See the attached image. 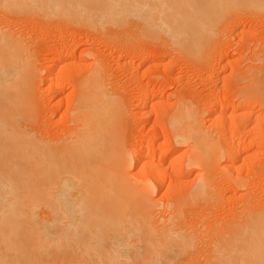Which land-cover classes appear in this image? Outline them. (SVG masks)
<instances>
[{
	"label": "rangeland",
	"instance_id": "obj_1",
	"mask_svg": "<svg viewBox=\"0 0 264 264\" xmlns=\"http://www.w3.org/2000/svg\"><path fill=\"white\" fill-rule=\"evenodd\" d=\"M228 1L229 6L215 5L213 0H69L70 11L53 13V17L50 13L43 15L41 9L37 12L31 6L20 8V0H11L6 9L1 5L3 1L0 2V29L4 34L7 32V42L18 43L25 49L23 62L30 67V70L29 67L28 71L25 70L29 80L26 83H29L27 88L31 95H28L33 101L30 115H34L32 122L37 132L46 134V138L57 141L67 134L68 126H71L67 103L77 98L84 84L92 82L91 87L99 93L98 96L106 100L109 97L112 102L113 120L118 124L114 125L113 121L117 127L115 131L122 138V149H126L132 159L141 146L149 144V140L155 147L165 146L170 151L176 147L174 150L178 155L187 154V144L169 142L172 136L169 119L176 110L183 109L184 104L197 116L202 131L212 137V142L214 139L208 150L211 155L201 164L211 165L207 172L214 179L203 197L191 196L196 177L204 170L203 166L196 164L189 172L186 170L187 173H167L161 177L158 182L162 187L158 184L159 190L150 199L159 207L156 209L157 205H152L156 211L152 215L153 237L156 238L161 228L158 220L165 218L170 223L174 222L175 229L193 235V242H188L184 249L171 251L163 260L160 243L154 238L149 240L151 243L144 240L151 233V228L140 226L142 215L136 212L140 230H134L138 232V238L130 227H107V235L110 234L111 238L115 234V239L132 234L137 239L139 258L130 260L128 264H152L153 261L154 264H235L219 259L216 254L213 256L211 242L219 243L226 230L244 216L249 219L264 216V0L260 5H253L248 0L249 3L246 0ZM184 2L189 7L182 6ZM137 4H141L140 8ZM149 4L155 8L151 10L150 7L145 12V6ZM204 7V15L207 16L201 14ZM149 10L155 19H148ZM183 16H204L205 21L203 24L200 22L199 29L194 27L186 30L185 34L177 33L174 20ZM161 19L167 21L161 24L158 22ZM149 20L153 24L146 23ZM153 20H156L155 24ZM191 31L195 32L191 34ZM53 65L55 68L49 75L48 67ZM92 73L97 74L95 81L91 80ZM51 77L56 79L54 83ZM56 85L58 92L52 91V86ZM148 95L165 102L160 107L144 105L141 99ZM222 103L225 107L242 103L234 114L222 113L226 126L238 118L235 114L244 112L250 117V123L241 130L235 143V148L244 147V152L234 157V161L227 160L223 150L226 142L228 144L226 138L236 131H227V127H223L225 124L222 125L223 130L213 117V110ZM182 112L189 113L187 110ZM258 120H261L260 124L252 128ZM214 146L220 150L216 148L219 151L214 153ZM251 150L256 153L248 155ZM220 151L223 154L220 155ZM156 152L147 160L161 163L170 170L168 158ZM216 154L219 156L217 162L210 164L209 158L214 162ZM132 169L130 175L137 178L139 170ZM236 178L244 183L235 186ZM258 218L264 221V217ZM261 226L263 228L259 223L257 231L253 227L250 232L247 230L248 234L260 231L264 238ZM150 248L152 254L157 252L158 255L155 253L149 257L152 255ZM56 256H52L49 263L63 264L64 260L67 264L65 256L61 255L63 259Z\"/></svg>",
	"mask_w": 264,
	"mask_h": 264
},
{
	"label": "bare ground",
	"instance_id": "obj_2",
	"mask_svg": "<svg viewBox=\"0 0 264 264\" xmlns=\"http://www.w3.org/2000/svg\"><path fill=\"white\" fill-rule=\"evenodd\" d=\"M1 1H3L4 4L1 3V5H4L5 9L10 6L8 2L11 0ZM20 1V8L31 6L35 8V11L41 9L43 15L50 13L49 15L52 16L53 13L56 15L59 12L64 14L63 12L70 11L69 0L65 2L63 0ZM213 1L215 5L226 4L229 6L230 4L228 0ZM248 1L253 5H260L261 0ZM137 5L139 6V4ZM150 5H144L145 12L150 7L151 10L155 8ZM182 6L189 7L186 2L182 3ZM151 10H149L150 15L146 13L145 17L148 15V19L153 16ZM203 10L201 14L204 15L205 7ZM204 16L201 18L197 16L194 18L179 17L177 18L179 20H174L175 30L177 33L184 32L183 34H185V31L190 28L199 29L200 22L205 19ZM156 19L158 20V18ZM149 21L145 22L153 24L151 20ZM166 21L161 19L158 22L164 24ZM207 22L209 21L207 20ZM204 26L206 27L205 23ZM2 30L0 31V264H51L49 263L50 259L56 255L65 256L67 264H128L130 260L138 259L140 253L136 248L135 241L137 239L135 240L132 234L137 236L138 232L134 229L140 230V226H144L151 228V233L146 238L144 237V240L149 242L154 238L152 215L156 211L154 212L152 205H157L156 209L159 207L153 202L154 200L152 204L150 199L152 200L153 193L159 190L158 184L160 183L158 181L165 174L167 176L168 174H177V172L187 173L193 165L198 164L196 166H203L204 170L200 174L198 173L197 183L194 186L195 189H192L191 196L197 199L203 197L207 193L213 177L212 174H209L210 172H207L211 165L201 164H204L202 162L204 158L211 155L208 150L214 139L212 142V137L209 138L202 131L197 116L188 109V106L182 104L183 109L186 108L183 110L181 102H178L181 107L178 108L181 110H176V114H172L169 119L172 132L169 142L171 144H187V154L178 155L174 150L176 147L173 148V151L167 150L165 146L155 147L149 140V144L147 142L146 146H141L132 159L130 153L126 152V149H122V141H120L122 138H119L117 135L120 133L117 134L118 132L115 131L117 127L114 125L117 123H115V119L113 120L112 102L109 97L106 100L103 96H98L99 93L91 87L92 82L81 87L77 98L67 101L68 122L71 125L68 126L67 134L57 141L46 138V134L37 132L32 122L34 115H30L33 111L31 108L33 101L27 88L29 83H26L29 82L28 78L26 79L27 74H25L29 66H25V62H23L26 57L24 56L25 49L18 43L7 42V39L5 40L7 32L4 34ZM166 31L171 30L167 29ZM193 32L195 31L190 33L193 34ZM54 68V65L48 67L49 75L52 74ZM95 73L90 76L93 81L97 77ZM50 80L53 83L56 81L53 77ZM52 89V91L56 90L55 92L59 90L57 85L52 86ZM99 90L101 91V89ZM101 95L103 94L101 93ZM141 100L144 105L150 107H160L165 102L164 99H153L152 95L142 97ZM59 101L61 100L59 99ZM241 105L239 103L231 107H225L223 103L216 105L217 107L213 110L216 124L222 128V125L225 124L222 113L234 114ZM186 110L189 113L182 112ZM235 115H238L237 120L229 121L227 126V123L223 126L227 127V131L238 132L229 137L226 136L228 144L226 142L224 154L220 151V155L222 153L227 160L244 152V147L235 148V143L239 140L241 130L250 123L247 113L242 112ZM260 122L261 120L255 121L252 128H256ZM216 148L214 153L220 150ZM156 150L160 155L168 158L170 170L163 167L161 163L157 164L154 160H147V157ZM248 152V155L256 153L255 150ZM217 158H219L217 154L216 158H213L214 162L212 159L211 162L209 158L210 164H215ZM133 167L139 170L137 178L134 174L130 175L129 171ZM186 170L188 171L186 172ZM235 183V186H241L244 182L236 178ZM162 184L164 183L162 182ZM160 187H162L161 184ZM136 212L144 217V221L141 216L140 219L137 217L140 226L135 219ZM259 216L260 219L264 217ZM258 217H254V219L251 217V220L244 216V219L241 218L238 223L226 230L219 243L211 242L213 248L210 250L212 249L213 256L216 254L215 256L219 259L235 264H264L262 234L260 231L254 232L255 234L252 235L247 232L249 229L252 230V227L255 231L259 230L260 227H257L259 223L263 225V228L261 226L263 232L264 221H259ZM158 223H161V228L154 240L160 243L159 250L163 260L171 251L184 249L188 242H193V235L175 229L173 221L170 223L167 219L161 218ZM110 226L130 227L135 232L132 233L128 229L132 233L129 234L131 237L120 235L115 239L116 231L113 233L115 236L114 238L112 236V239L110 234L107 235V227ZM149 251L152 254V248ZM155 253L157 256V252ZM155 253H153L154 256ZM153 254L149 257H153ZM61 258L63 259V257ZM155 260L158 262V258ZM62 263L64 264V260Z\"/></svg>",
	"mask_w": 264,
	"mask_h": 264
}]
</instances>
